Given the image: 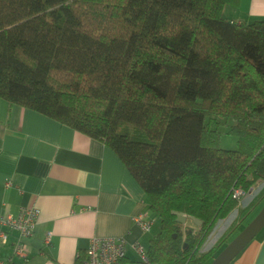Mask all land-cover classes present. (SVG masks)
Segmentation results:
<instances>
[{
	"label": "trees",
	"instance_id": "obj_1",
	"mask_svg": "<svg viewBox=\"0 0 264 264\" xmlns=\"http://www.w3.org/2000/svg\"><path fill=\"white\" fill-rule=\"evenodd\" d=\"M238 2L0 0V99L114 151L159 222L149 264H209L232 191L264 180V18L226 19Z\"/></svg>",
	"mask_w": 264,
	"mask_h": 264
},
{
	"label": "crops",
	"instance_id": "obj_2",
	"mask_svg": "<svg viewBox=\"0 0 264 264\" xmlns=\"http://www.w3.org/2000/svg\"><path fill=\"white\" fill-rule=\"evenodd\" d=\"M222 14L236 22L264 18V0H239ZM31 206L38 216L26 259L13 256L17 234L10 231L0 264H84L94 237H123L121 264H134L131 244L147 249L155 235L134 224L148 210L146 196L112 149L34 110L8 109L0 99V216ZM263 240L264 230L229 264H254Z\"/></svg>",
	"mask_w": 264,
	"mask_h": 264
},
{
	"label": "built area",
	"instance_id": "obj_3",
	"mask_svg": "<svg viewBox=\"0 0 264 264\" xmlns=\"http://www.w3.org/2000/svg\"><path fill=\"white\" fill-rule=\"evenodd\" d=\"M244 191L242 189H234L232 197L238 200ZM38 210L34 206L21 207L16 214H8L0 216V244H5L8 240V232H15L17 239L12 243L13 256L26 259L27 245L26 240L33 233ZM134 224L144 232H150L155 223V217L149 210L138 213L133 217ZM50 236L47 235L46 241ZM131 248L137 254L140 262L149 264L146 249L138 241L131 244ZM126 241L123 237H94L87 246L83 261L84 264H121L125 257Z\"/></svg>",
	"mask_w": 264,
	"mask_h": 264
},
{
	"label": "rangeland",
	"instance_id": "obj_4",
	"mask_svg": "<svg viewBox=\"0 0 264 264\" xmlns=\"http://www.w3.org/2000/svg\"><path fill=\"white\" fill-rule=\"evenodd\" d=\"M222 130L226 129V125H218ZM221 130V129H220ZM220 146L224 149H234L236 147V137L233 135H228L222 133L220 139ZM239 189V188H238ZM264 204V180L257 182L254 186L250 187L248 190L244 191L243 195L237 200V206L225 217L219 219L214 228L212 229L210 235L206 238L204 243L200 248V253L206 252L209 250L220 237L229 229L233 224L235 228L233 233L230 235V238L237 234L241 229L246 225V222L252 219L257 212L260 210ZM244 209L246 214L243 217H240V211ZM249 220V221H250ZM248 221V222H249ZM159 230V222L156 221L152 226L151 231L149 232L150 236L156 234ZM264 228L256 235L258 237ZM255 237V238H256ZM223 245L221 248H223Z\"/></svg>",
	"mask_w": 264,
	"mask_h": 264
},
{
	"label": "water",
	"instance_id": "obj_5",
	"mask_svg": "<svg viewBox=\"0 0 264 264\" xmlns=\"http://www.w3.org/2000/svg\"><path fill=\"white\" fill-rule=\"evenodd\" d=\"M178 223L186 224L191 220L199 226L201 220L182 212L173 211ZM264 227V204L257 214L239 231L209 262V264H229L263 229ZM254 264H264V240L261 244L258 256Z\"/></svg>",
	"mask_w": 264,
	"mask_h": 264
}]
</instances>
